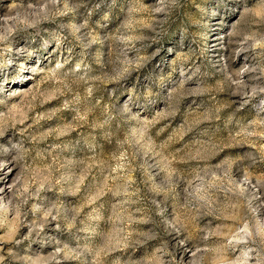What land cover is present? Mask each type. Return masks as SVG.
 I'll use <instances>...</instances> for the list:
<instances>
[{
  "label": "rangeland",
  "instance_id": "rangeland-1",
  "mask_svg": "<svg viewBox=\"0 0 264 264\" xmlns=\"http://www.w3.org/2000/svg\"><path fill=\"white\" fill-rule=\"evenodd\" d=\"M0 184V264H264V0H0Z\"/></svg>",
  "mask_w": 264,
  "mask_h": 264
},
{
  "label": "bare ground",
  "instance_id": "bare-ground-1",
  "mask_svg": "<svg viewBox=\"0 0 264 264\" xmlns=\"http://www.w3.org/2000/svg\"><path fill=\"white\" fill-rule=\"evenodd\" d=\"M3 187V184H0V188ZM5 189V188H4ZM2 192H4V190H2Z\"/></svg>",
  "mask_w": 264,
  "mask_h": 264
}]
</instances>
